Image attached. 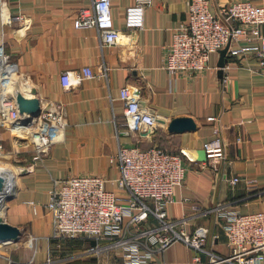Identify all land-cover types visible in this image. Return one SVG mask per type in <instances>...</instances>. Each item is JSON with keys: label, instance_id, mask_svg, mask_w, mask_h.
Returning a JSON list of instances; mask_svg holds the SVG:
<instances>
[{"label": "crops", "instance_id": "1", "mask_svg": "<svg viewBox=\"0 0 264 264\" xmlns=\"http://www.w3.org/2000/svg\"><path fill=\"white\" fill-rule=\"evenodd\" d=\"M187 1L151 0L145 7L142 27L135 28L125 27L123 17L132 0H110L114 24L126 36L107 45L101 43L95 26L74 25L78 7L90 5V0H0V40L18 68L11 86L27 96L37 95L40 107L48 98L60 100L66 118L65 126L40 158H33L31 145L17 143L14 134L0 123V156L4 155L0 173L9 181L14 175L0 217L21 229L19 239L0 242V264L38 263L47 255L53 258L51 264L115 263L113 250H87L92 243L86 237L52 236L51 214L45 202L54 178L69 174L101 175L106 188L119 191L115 181L119 144H157L181 152L185 177L174 186V200L166 205L167 213L184 216L188 230L196 223L207 224V251L227 253L229 249L210 210L215 202H228L242 211L264 210L263 68L250 53L241 59L227 57L222 73L226 71L229 80L222 82L217 74L219 52H211L206 69L170 76L162 62L174 26L188 19ZM228 1L210 0V6L216 11ZM252 1L264 4V0ZM17 10L30 20L27 27L6 20L8 13ZM260 29L264 31V22ZM82 65L90 66L94 76L63 88L61 72L71 69L74 73ZM128 82L139 87L141 106L155 114L156 127L149 135L125 131L121 124L123 101L118 91ZM211 114L219 116L230 159H221L215 166L207 159L194 158L195 149L212 135ZM176 115L193 118L194 128H166ZM233 174L240 177L236 182L227 179ZM244 177H254L256 185L246 186ZM30 199L34 204L28 202ZM194 202L204 211L194 210ZM153 221L151 216L142 224ZM195 253L182 239L175 240L162 253L154 254L148 264H202L207 259V254L199 251L201 260L195 261Z\"/></svg>", "mask_w": 264, "mask_h": 264}, {"label": "built area", "instance_id": "2", "mask_svg": "<svg viewBox=\"0 0 264 264\" xmlns=\"http://www.w3.org/2000/svg\"><path fill=\"white\" fill-rule=\"evenodd\" d=\"M90 5L78 7L74 25L95 26L101 43L110 45L126 35L114 24L110 0H90ZM151 0H132L125 6L124 26L142 27L144 10ZM188 19L178 22L163 59V66L170 76L182 71L191 73L206 69L211 52H218L226 44V56L241 59L247 53L255 55L264 71V4L252 0H230L214 11L210 0H188ZM6 20L27 27L28 17L20 10L8 13ZM130 38H127L128 40ZM225 63L223 64V66ZM17 62L4 49L0 40V123L14 134L19 144H30L33 158L46 154L59 130L65 126L63 103L48 98L37 116L29 122H20L18 102L11 81L16 75ZM223 70V67H222ZM100 73H104L103 70ZM90 66L82 65L79 71L64 69L60 83L70 87L81 78L94 76ZM222 82L229 80L226 71ZM123 101L125 131L138 130L147 135L156 127V117L141 106L139 87L123 84L118 91ZM213 120L212 135L203 140L205 158L215 166L226 160L225 142L222 140L219 116ZM239 140L240 136L237 135ZM2 148L0 144V155ZM119 172L115 178L119 191L108 189L101 175L83 173L54 178L48 190L45 207L51 214L52 236L90 237L94 243L87 250L99 253L113 250L117 255L114 264H148L156 253H162L175 240L182 239L196 250L193 259L201 260L199 251L207 254L202 264H262L264 260V210H240L226 202H215L211 209L220 223L229 246L227 253L207 251L205 248L209 227L196 223L188 230L184 216L171 217L166 205L174 200L173 188L182 183L186 164L181 152L157 144L142 147L136 143L119 144L115 153ZM112 160V158L110 159ZM230 175V182L239 180ZM246 186H255L254 177H244ZM28 202L34 204L33 200ZM195 210L204 211L197 202ZM153 217V222L147 221ZM31 242V238H29ZM46 256L42 262L32 260L26 264H51Z\"/></svg>", "mask_w": 264, "mask_h": 264}, {"label": "water", "instance_id": "3", "mask_svg": "<svg viewBox=\"0 0 264 264\" xmlns=\"http://www.w3.org/2000/svg\"><path fill=\"white\" fill-rule=\"evenodd\" d=\"M226 44L222 46V48L218 49L219 56L217 59V74L221 76L222 67L226 60ZM15 100L18 102V110L21 113L19 117L20 122H29L33 118V115H36L40 111V99L37 95L32 94L27 96L17 88L14 92ZM159 121L162 119L158 118ZM195 126V122L193 118L188 115H176L169 119L166 124V128L169 130H183V129H193ZM195 159H206L205 152L203 147H197L194 152ZM7 185V180L5 175L0 173V198L10 197L11 192L4 193ZM21 229L17 225L7 221L5 218L0 217V242H5L6 240L15 241L20 238Z\"/></svg>", "mask_w": 264, "mask_h": 264}, {"label": "bare ground", "instance_id": "4", "mask_svg": "<svg viewBox=\"0 0 264 264\" xmlns=\"http://www.w3.org/2000/svg\"><path fill=\"white\" fill-rule=\"evenodd\" d=\"M13 176H14V175H13ZM13 176L11 177L10 181L7 180V185H6V189H5L4 193H8V192H9V191H8V187L12 186L13 179H14ZM5 198H6V197H4V199H3V198H0V204H1V203H5Z\"/></svg>", "mask_w": 264, "mask_h": 264}, {"label": "trees", "instance_id": "5", "mask_svg": "<svg viewBox=\"0 0 264 264\" xmlns=\"http://www.w3.org/2000/svg\"><path fill=\"white\" fill-rule=\"evenodd\" d=\"M86 239H88L91 243H94L95 242L93 238L86 237Z\"/></svg>", "mask_w": 264, "mask_h": 264}, {"label": "rangeland", "instance_id": "6", "mask_svg": "<svg viewBox=\"0 0 264 264\" xmlns=\"http://www.w3.org/2000/svg\"><path fill=\"white\" fill-rule=\"evenodd\" d=\"M0 159L3 160L4 159V155L0 156ZM2 162V161H1ZM4 204V203H1L0 204V209H1V205Z\"/></svg>", "mask_w": 264, "mask_h": 264}]
</instances>
